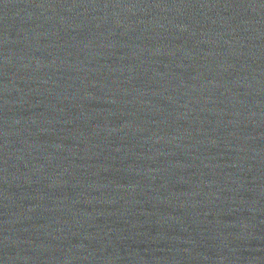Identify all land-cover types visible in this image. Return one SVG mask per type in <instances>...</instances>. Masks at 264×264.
Instances as JSON below:
<instances>
[{
	"label": "water",
	"instance_id": "1",
	"mask_svg": "<svg viewBox=\"0 0 264 264\" xmlns=\"http://www.w3.org/2000/svg\"><path fill=\"white\" fill-rule=\"evenodd\" d=\"M0 264H264V0H0Z\"/></svg>",
	"mask_w": 264,
	"mask_h": 264
}]
</instances>
